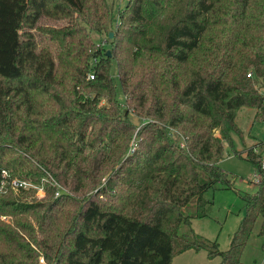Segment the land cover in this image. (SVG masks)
I'll use <instances>...</instances> for the list:
<instances>
[{
	"label": "trees",
	"instance_id": "1",
	"mask_svg": "<svg viewBox=\"0 0 264 264\" xmlns=\"http://www.w3.org/2000/svg\"><path fill=\"white\" fill-rule=\"evenodd\" d=\"M112 22L107 0H0V264H172L189 249L240 264L258 219L264 234V139L232 140L240 107L264 123V0H126L108 54L91 32ZM225 145L258 180L222 251L190 218L230 187Z\"/></svg>",
	"mask_w": 264,
	"mask_h": 264
},
{
	"label": "rangeland",
	"instance_id": "2",
	"mask_svg": "<svg viewBox=\"0 0 264 264\" xmlns=\"http://www.w3.org/2000/svg\"><path fill=\"white\" fill-rule=\"evenodd\" d=\"M112 6V18L113 22L110 26V32L114 29V22L117 20V12L123 8L126 0H107ZM46 23H53L46 20ZM92 39L102 48L109 50L110 37L105 32L96 33L91 32ZM114 80L116 82L117 96L119 97L121 107H125L123 95L119 87L115 65L112 68ZM261 90H263L261 88ZM264 92V91H263ZM255 109L251 107H240L236 113V123L238 127L243 131L242 135L232 133L233 147L237 151H244V145L252 140L257 142L264 137V123L253 120ZM131 121L135 125L145 121L144 117L136 116L135 114L129 115ZM172 135V132L170 133ZM134 137V135H133ZM177 142H180L179 138H175ZM135 143L132 138L131 148L128 153H133ZM219 165L228 173L230 180V187L223 185H216V188L209 189L205 193V197L212 201L206 208V215L202 217L190 218V227L192 230L209 240H216L219 250H226L229 247L231 237L239 222L245 215L244 200L241 198L245 193H254L256 191V185L249 182V179L255 181L253 166L250 161L243 157H239L234 154L233 149L228 145H225L223 157L219 161ZM36 195L39 196L37 193ZM43 196V195H42ZM187 214L194 212V207L190 204L184 209ZM258 219L256 226L249 235V238L243 248L240 255V264H264V234H258L259 227ZM186 228L182 227L180 231H184ZM39 259L40 263H44ZM221 257L213 256L209 257L205 249L195 251L193 249L186 250L184 252L175 254L172 258V264H220Z\"/></svg>",
	"mask_w": 264,
	"mask_h": 264
},
{
	"label": "built area",
	"instance_id": "3",
	"mask_svg": "<svg viewBox=\"0 0 264 264\" xmlns=\"http://www.w3.org/2000/svg\"><path fill=\"white\" fill-rule=\"evenodd\" d=\"M247 76H251V72L247 73ZM88 78L93 79L94 78V74L90 73L88 74ZM100 104H105V100L101 99L100 100ZM254 152H258L259 151V146H256L253 148ZM261 165L264 166V149L262 150L261 153ZM8 173L5 170H1V185L0 188H2L6 182V177H7ZM254 177H256L255 181L258 180V176L254 175ZM49 183L56 189V193L55 195H58L59 192L63 189L56 181H54L53 179L48 180ZM10 183V186L13 189H18V188H36V193L39 196L44 195V188H43V182L42 184H34L33 182H30L28 180H19V179H12L10 181H8ZM41 261H43V259H41Z\"/></svg>",
	"mask_w": 264,
	"mask_h": 264
},
{
	"label": "crops",
	"instance_id": "4",
	"mask_svg": "<svg viewBox=\"0 0 264 264\" xmlns=\"http://www.w3.org/2000/svg\"><path fill=\"white\" fill-rule=\"evenodd\" d=\"M262 89L263 90H261V91H264V87H262ZM242 131V130H241ZM242 133H243V131H242ZM233 134H235V133H233ZM264 139V137L262 138V139H259L256 143L255 142H253L252 140L246 145V143H244V141L242 142V145H244V149H246V148H249V147H256L257 146V144L259 143V141H261V140H263Z\"/></svg>",
	"mask_w": 264,
	"mask_h": 264
},
{
	"label": "water",
	"instance_id": "5",
	"mask_svg": "<svg viewBox=\"0 0 264 264\" xmlns=\"http://www.w3.org/2000/svg\"><path fill=\"white\" fill-rule=\"evenodd\" d=\"M112 36V32L109 33V37ZM107 53L109 54V50H107Z\"/></svg>",
	"mask_w": 264,
	"mask_h": 264
}]
</instances>
